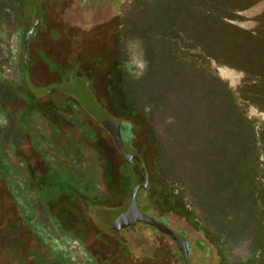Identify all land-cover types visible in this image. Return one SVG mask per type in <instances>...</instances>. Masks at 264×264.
I'll list each match as a JSON object with an SVG mask.
<instances>
[{"label":"rangeland","instance_id":"1","mask_svg":"<svg viewBox=\"0 0 264 264\" xmlns=\"http://www.w3.org/2000/svg\"><path fill=\"white\" fill-rule=\"evenodd\" d=\"M238 1L0 0V264H186L152 225L97 221L145 181L99 109L127 125L148 180L136 203L188 264H264V0L236 15Z\"/></svg>","mask_w":264,"mask_h":264},{"label":"water","instance_id":"2","mask_svg":"<svg viewBox=\"0 0 264 264\" xmlns=\"http://www.w3.org/2000/svg\"><path fill=\"white\" fill-rule=\"evenodd\" d=\"M37 22V19H36ZM35 22V24H36ZM97 116L103 126L111 134L116 148L127 162H131L133 159L137 160L140 164V168L145 175V181L143 185H134L132 187L129 201L121 207L115 209L108 208H96L94 210L95 217L99 223H101L108 230L117 232L127 227H134L136 223L143 222L156 227L159 231L169 235L174 241H176L179 249L182 251L183 259L188 264V243L180 238L176 233L170 230L163 223L156 221L154 218L142 213L136 203V196L140 188H145L148 184L147 174L144 164L139 157L132 152L127 142L124 141L122 133L125 131L126 124L117 126V122L110 118V115L103 109H99Z\"/></svg>","mask_w":264,"mask_h":264},{"label":"trees","instance_id":"3","mask_svg":"<svg viewBox=\"0 0 264 264\" xmlns=\"http://www.w3.org/2000/svg\"><path fill=\"white\" fill-rule=\"evenodd\" d=\"M257 0H239L238 1V4H236V5H234V7H233V11H231L233 14H235V12H236V15H238V13H240V12H242V11H245L251 4H254L255 2H256ZM236 10H238V11H236ZM238 12V13H237ZM237 18V17H236ZM227 22V21H226ZM263 24H264V22H263ZM227 26V28L228 29H230V28H232L233 26H230V22H228V24H226ZM262 28L264 29V25L262 26ZM227 29V30H228ZM233 29H235L236 30V27H234ZM245 32V31H244ZM242 33V32H241ZM244 34V37L246 38V40L244 39V38H242V40H239V45L240 44H242V43H245V41L246 42H248L249 44H251V40L252 39H254L255 37H253V33L251 32V31H246L245 33H243ZM248 45V44H247ZM257 68V67H256ZM254 69V71H252V73H259L258 71H257V69ZM247 70V69H246ZM245 70V71H246ZM249 71V70H248ZM117 72V71H116ZM251 72V71H250ZM115 74H117V77H119L120 76V74H119V72H117V73H115ZM122 88H123V84L121 83V80H119V78H117V79H113V82H112V85L111 86H109V89H110V91H111V93H113V94H115V97H116V103H118V105L120 104V106H121V104H125L126 102L125 101H127V100H123L124 98L122 97ZM58 96V95H57ZM57 96H55L53 99H51L52 100V102H53V104H55V103H57L58 105H59V103H58V101H56V100H58V97ZM121 100H122V103H121ZM120 101V102H119ZM127 104V103H126ZM128 108H130V109H132L134 112L136 111V108H135V106H133V103H128L127 105H126ZM254 106H255V104H254ZM258 107H259V105H257ZM58 108L59 109H61L60 108V105L58 106ZM262 109H264V107H261V109H260V111H262ZM238 125L239 126H243V123H241V121L238 123ZM127 129H128V127H127V125H126V127H125V131H124V135H125V133L127 132ZM243 129H244V126H243ZM242 137V136H241ZM238 140H241L240 139V137L239 138H237ZM102 164V163H101ZM50 168L51 167H49L48 169H47V171L45 172V173H43L41 176H39L38 177V180H37V182H38V188H41V186H42V180H44V175H47L48 173H50ZM125 169H126V165L125 166H120V168H119V171L120 172H125ZM206 171H208V169H206ZM107 173H110V169H105V171H104V173L102 172V165H101V174H103V175H106ZM222 177H223V179H224V185L219 189V191H218V196L221 198V200H222V202H223V204H225L224 206H227L226 208H229V207H231L232 205H234V206H237V202L239 201V200H237V197L235 196V192L234 191H236V190H238L237 188H233V185H234V182L236 181V177H234V176H231L230 175V172H228V171H224V170H222ZM49 175V174H48ZM49 182H51V184L52 183H56L57 181H56V179H50V181ZM102 184H103V181H102ZM237 185V184H236ZM235 185V186H236ZM103 187H104V185H103ZM237 187H238V185H237ZM53 188H55V186H53ZM254 195V194H253ZM163 199H162V203H163V206L165 205V206H167V205H170V203H169V199L167 198V197H165V196H163L162 197ZM43 199H45V201L47 202V203H54V202H57L58 200H60V198H59V196H53V195H50V196H47L46 198H44L43 197ZM176 200V199H175ZM96 204H99V203H97V202H95ZM176 204H177V206H178V208L179 209H186L185 207H184V204H183V202L181 201V200H176ZM232 204V205H231ZM223 206V207H224ZM225 208V207H224ZM253 213V212H252ZM69 232H71L70 231V229L68 230ZM72 235H74L75 237H80V235H78V234H76V232L75 231H73V233H72Z\"/></svg>","mask_w":264,"mask_h":264},{"label":"flooded vegetation","instance_id":"4","mask_svg":"<svg viewBox=\"0 0 264 264\" xmlns=\"http://www.w3.org/2000/svg\"><path fill=\"white\" fill-rule=\"evenodd\" d=\"M122 137H123L124 141H126V139L124 138V134L123 133H122Z\"/></svg>","mask_w":264,"mask_h":264}]
</instances>
